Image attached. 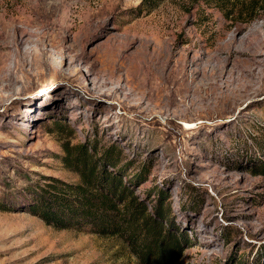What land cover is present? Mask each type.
<instances>
[{
	"label": "rangeland",
	"instance_id": "1",
	"mask_svg": "<svg viewBox=\"0 0 264 264\" xmlns=\"http://www.w3.org/2000/svg\"><path fill=\"white\" fill-rule=\"evenodd\" d=\"M147 2L0 0V25L15 34L13 22L29 19L19 22L30 31L22 47L46 50L41 65L12 56L13 72L0 74V264H142L117 235L29 211L46 182L80 180L63 158L75 144L91 158L114 145L121 175L143 171L126 183L153 215L159 198L168 204L186 238L170 264H264V68L238 89L236 67L210 61L238 28L264 20V0ZM130 32L138 37L127 45ZM112 38L123 43L120 81L103 71ZM160 45L163 61L138 68ZM186 60L197 87L159 93V76Z\"/></svg>",
	"mask_w": 264,
	"mask_h": 264
},
{
	"label": "trees",
	"instance_id": "2",
	"mask_svg": "<svg viewBox=\"0 0 264 264\" xmlns=\"http://www.w3.org/2000/svg\"><path fill=\"white\" fill-rule=\"evenodd\" d=\"M157 1L147 3L151 6ZM64 147L63 158L80 180L46 182L50 184L41 186L29 211L58 227L117 235L142 264H170L181 255L186 238L173 229L168 204L163 206L159 198L153 215L126 183L143 171L128 178L126 173L121 175L125 168L118 165L117 149L111 144L92 158L84 144ZM105 162L113 168L104 167ZM158 194L162 197L163 193L158 190Z\"/></svg>",
	"mask_w": 264,
	"mask_h": 264
},
{
	"label": "bare ground",
	"instance_id": "3",
	"mask_svg": "<svg viewBox=\"0 0 264 264\" xmlns=\"http://www.w3.org/2000/svg\"><path fill=\"white\" fill-rule=\"evenodd\" d=\"M99 12L100 13L103 12V7H101V9H99ZM28 20L29 19L24 18L22 16V17L18 18L17 22H13L15 25L13 28V31H14V29L16 31L15 34H11L9 32V25L8 24H1L0 25L1 36H2L0 38H3L2 40H0V74L2 75L3 78L8 77L13 72L12 71L13 67L11 66L10 62L8 61L9 58H11L12 56H16V57L20 56L19 58L22 59V61H14V62L18 63V65L20 67H23V68H26V67L31 68L34 65H41L43 63V56H44L45 51H46L43 47H41L40 51L34 50L28 46L22 47L23 44L24 45H26L27 43L29 45L31 44L30 39H29L30 38V31L28 29H22V27L19 26V22L24 23ZM244 30H245V27L238 28L231 36H229L224 41V43L219 45L216 48V50L213 53H211V55H210V61L221 62V63H224L225 66H228L229 64L232 63L236 67V69H237L236 73L237 74L235 77V81L237 82L236 88H238V89H244V88L249 86L250 80L254 79L257 76V73H258L257 72V70H258L257 66L258 65H261L264 68V20L259 22V23H256L250 30H247V32L245 34L241 35V33ZM127 35H128V40L126 43L127 45L131 44L130 43L131 40L137 39V37H138L137 35H134L131 32L128 33ZM116 41H117L116 39L112 38L107 43V52L110 54H113L114 58H112L109 61H105V63H104L105 65H104L103 71L105 73L106 80L119 79V81H120V79L123 78V75L121 74L122 68L124 67L123 61H125L124 60V58H125L124 57V50L122 49L123 43H121L120 45H116L117 44ZM134 41H136V40H134ZM131 42L133 43V41H131ZM157 47H158L157 49L155 48L156 51L151 49V51L152 50L154 51L152 54L146 53V55L142 56V59L138 60V63H137L138 68H141V69L142 68H146V69L150 68V69L154 70V68H153L154 66H151V65L155 64V63L152 61H155V62L156 61H163L162 60L163 56H164L163 54H164V51L166 49L164 50L162 45H160V47L159 46H157ZM125 55H127V54L125 53ZM172 59H173V54L170 55L169 58L165 61L166 62L167 61H173ZM168 65H169V63H168ZM161 66H162V63H161ZM163 67H165V66H163ZM124 68H123V70H124ZM137 70H139V69H137ZM142 71H140V72H142ZM149 72H150V70H149ZM133 73H134V70H133ZM222 74H223V72H218V75L220 78L223 77ZM145 75H146V73H145ZM149 75H150V73H149ZM164 75H166V74H164ZM164 75L161 74V76H159V81H160L159 83H161V85L159 87H157V90L159 93L164 92L166 89V86L168 85L167 87L170 88L168 91L170 93V96L172 97L175 90L173 91V88L171 87V85H173L174 83L175 84L179 83V82L181 84V87L185 88L187 91L194 90L195 87H197L194 84L195 81L197 80V77H195L194 72L191 70V64L188 62V60H186V62L177 61L175 63L174 68H172L171 72L169 73V75L168 76H164ZM138 79H140V78H138ZM105 83H107V82H105ZM174 87H175V85H174Z\"/></svg>",
	"mask_w": 264,
	"mask_h": 264
}]
</instances>
